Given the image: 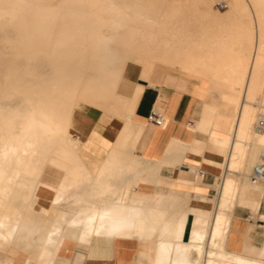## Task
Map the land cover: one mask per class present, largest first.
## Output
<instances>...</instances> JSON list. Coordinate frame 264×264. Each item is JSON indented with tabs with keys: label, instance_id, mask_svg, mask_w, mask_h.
I'll use <instances>...</instances> for the list:
<instances>
[{
	"label": "bare ground",
	"instance_id": "6f19581e",
	"mask_svg": "<svg viewBox=\"0 0 264 264\" xmlns=\"http://www.w3.org/2000/svg\"><path fill=\"white\" fill-rule=\"evenodd\" d=\"M221 1L223 10L215 8L217 0H0V226L6 235L18 232L46 187L54 191V209L62 208L48 233L54 238L84 206L89 213L78 239L101 235L117 245L139 240V262L264 264V250L250 258L223 247L234 204L257 215L264 198V180H249L264 147V134L254 128L257 115H264V0ZM129 63L145 75L156 65L174 66L205 79L226 105L213 102L207 112L232 114L228 133L208 135L226 151L212 218L196 216L188 242L181 240L183 211L178 227L164 237L134 234L137 209L130 207L128 191L146 174L155 178V167L116 149L102 171L90 173L81 161V142L70 132L79 106L124 126ZM150 201L161 205L160 197Z\"/></svg>",
	"mask_w": 264,
	"mask_h": 264
},
{
	"label": "crops",
	"instance_id": "0c3cea01",
	"mask_svg": "<svg viewBox=\"0 0 264 264\" xmlns=\"http://www.w3.org/2000/svg\"><path fill=\"white\" fill-rule=\"evenodd\" d=\"M124 79L127 85L123 93L131 97L130 115L124 126L89 107L79 106L72 113L70 129L81 142L82 164L90 173L100 166L102 171L109 152L124 149L141 165L155 167V178L146 174L145 182L138 181L128 191L130 207L134 213L137 209V215L133 216L134 234L142 239H149L152 234L164 237L167 231L178 227L184 212L181 240L188 242L195 217L210 214L212 218L211 200L216 195L213 185L219 179V165L226 151L210 141L208 135L221 137L228 133L232 114L208 113L206 109L212 108L213 102L222 108L226 105L216 92L209 90L205 79L192 77L178 67L156 65L145 75L139 65L129 63ZM151 110L160 115V125L148 121ZM125 178L128 180L129 175ZM35 196L31 216L23 217L17 234L9 237L0 226V264H147L146 259L138 260L139 240L117 245L112 238L101 235L78 239L80 231L85 233L89 213L84 206L61 224L56 238L48 235L55 226V215L62 208L54 209L51 189L42 187ZM153 197H160L161 205H153L150 201ZM141 199L146 201L139 202ZM230 215L224 249L250 258L263 255L264 219H253L250 210L243 206H234ZM149 245L147 241V257L152 254ZM21 252L26 256L22 258Z\"/></svg>",
	"mask_w": 264,
	"mask_h": 264
},
{
	"label": "built area",
	"instance_id": "2783aa9c",
	"mask_svg": "<svg viewBox=\"0 0 264 264\" xmlns=\"http://www.w3.org/2000/svg\"><path fill=\"white\" fill-rule=\"evenodd\" d=\"M216 6L218 9H224L225 3L221 0H217ZM148 121L153 123L154 125H160L161 117L155 110H151L148 115ZM254 128L258 133L264 134V115L263 114L259 113L257 115ZM249 180L252 183L260 182L264 180V147L261 149L259 153L258 162L251 168Z\"/></svg>",
	"mask_w": 264,
	"mask_h": 264
},
{
	"label": "rangeland",
	"instance_id": "374dc122",
	"mask_svg": "<svg viewBox=\"0 0 264 264\" xmlns=\"http://www.w3.org/2000/svg\"><path fill=\"white\" fill-rule=\"evenodd\" d=\"M215 8H217V6L215 5ZM219 10H223V9H219ZM79 107H76L74 110H77ZM75 112V111H74ZM72 116V115H71ZM71 130V129H70ZM72 134H73V129L70 131ZM219 181V179L216 181V182H218ZM215 182V183H216ZM215 183H214V185H213V187H214V189L216 190V188H215ZM214 198H215V196L212 198V202L214 203ZM237 204V203H236ZM236 204H234V206H239V207H242V206H240V205H236ZM233 206V207H234ZM233 209V208H232ZM232 212V211H231ZM259 213H262V212H264V198L261 200V202H260V210L258 211ZM208 215V214H207ZM207 215H205V216H207ZM231 216V215H230ZM251 216L253 217V219H261L259 216L260 215H253L252 213H251ZM209 217H210V214H209ZM224 243H226V239H225V241H224ZM21 256H22V258L24 257V256H26V253L25 252H21ZM18 263H19V261H18Z\"/></svg>",
	"mask_w": 264,
	"mask_h": 264
}]
</instances>
